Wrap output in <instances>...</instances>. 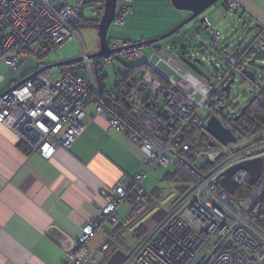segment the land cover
<instances>
[{
  "label": "built area",
  "instance_id": "2783aa9c",
  "mask_svg": "<svg viewBox=\"0 0 264 264\" xmlns=\"http://www.w3.org/2000/svg\"><path fill=\"white\" fill-rule=\"evenodd\" d=\"M133 2L119 0L114 24H126ZM95 3L98 9V0H79L74 6L64 0H0V72L7 75L6 89L0 93V123H10L22 143L49 159L58 148H70L83 133L86 108L93 103L97 117L107 119L110 128L126 134L140 149L145 165L137 176L102 191L105 205L82 228L63 264H90L81 252L96 234L107 230L117 239L124 220L144 215L150 198L142 182L148 174L169 166H175L193 185L166 208L164 219L139 238L134 248L124 251L123 264H264V165L254 185L243 169L232 176L238 184L234 194L220 185L233 166L256 158L264 162V128L247 137L244 147L225 146L206 130L212 116L222 122L234 114L232 110L224 116L221 108L228 105L236 73L242 76L247 64L224 47L217 49L224 38L217 30L211 46L202 44L196 53L200 64L208 60L215 66L212 78L186 68L185 80L204 91V101L146 75V66L126 65V71H117L109 89L106 66L122 59L143 64L149 44L109 41L108 53L90 57L77 29L84 26V8ZM226 4L232 13L238 10L237 0ZM199 25L212 27L207 17ZM73 37L82 43L81 59L63 65L55 77L43 61L45 49ZM37 44L39 49L32 51ZM209 48L211 57L206 55ZM252 48L264 54V29L256 34ZM178 58L181 63L187 60ZM241 189L245 191L237 195ZM122 204L129 206L123 218L118 212ZM112 239L105 238L96 250L100 256L108 259Z\"/></svg>",
  "mask_w": 264,
  "mask_h": 264
},
{
  "label": "crops",
  "instance_id": "0c3cea01",
  "mask_svg": "<svg viewBox=\"0 0 264 264\" xmlns=\"http://www.w3.org/2000/svg\"><path fill=\"white\" fill-rule=\"evenodd\" d=\"M78 1L64 0V3L75 5ZM140 1L134 0L133 12L126 17L124 26L127 27L131 19H136L139 9L137 4ZM103 2L104 0H98L101 6L95 11L98 21L103 12ZM237 2L239 12L244 11L247 21L264 26V0ZM167 3L172 5L171 0H167ZM188 14L187 12L185 16ZM215 14L220 15L219 11ZM86 15L90 14L84 12L82 21ZM232 15L238 18L233 13ZM137 17L139 18V14ZM210 22L213 25L212 20ZM85 26L86 23L81 27ZM194 28L200 29L195 23L186 28L184 35L180 33L173 41L183 42V48L189 44V39L196 41L192 31ZM127 32L130 37L125 35L124 40H134L129 27ZM199 44L203 43L199 42L197 45ZM227 44L229 42L224 47ZM156 50L162 51L159 47ZM170 50L162 51V56L167 59L180 80L187 81L188 67L178 58L179 46L174 45ZM147 66L152 68L149 64ZM6 77L1 73L0 80L5 83ZM188 84L191 86V83ZM85 123V130L73 145L67 149L58 148L49 159L43 158L22 143L11 129L10 123H0V264H63L67 258V250L74 244L82 228L105 205L102 191H109L117 182L133 178L145 170L140 149L134 146L126 134L110 128L107 119L97 117L93 103L86 108ZM178 175L183 176L177 169L175 172L167 171L164 179L175 180ZM183 178L189 181L186 177ZM190 187H177L178 194L172 202ZM143 188L146 190L144 186ZM148 195L151 210L153 201L152 196ZM128 208L127 204L119 207L118 212L122 218L127 214ZM160 208L167 211L168 206L158 207L157 211ZM152 221L148 230L156 224ZM127 222V219L124 220V224ZM108 235L110 233L107 230L96 234L81 252V257L90 261ZM116 250L113 246L108 255L111 256ZM101 257L99 264L106 263L109 259Z\"/></svg>",
  "mask_w": 264,
  "mask_h": 264
},
{
  "label": "rangeland",
  "instance_id": "374dc122",
  "mask_svg": "<svg viewBox=\"0 0 264 264\" xmlns=\"http://www.w3.org/2000/svg\"><path fill=\"white\" fill-rule=\"evenodd\" d=\"M137 6L139 7V9L135 15L136 19L134 21L131 19L127 27L117 26V24L114 23L111 25L109 31V41L124 40V38L126 37L123 36H129V33L127 32L128 27L129 30H131V34L132 37H134V40L141 41L143 39H153L171 30L174 26L188 17L185 16L187 12L175 9L172 5L167 3V0H141L137 4ZM96 9V3L84 8V12L90 14L86 15V17L83 18V22L86 23L87 26L79 27L77 29V33L86 46L89 54L98 52L100 48L98 30L94 26V24L96 23H93V21H98V14L95 13ZM216 11H219V16L215 14ZM138 14L139 18L137 17ZM206 17L212 20V27L203 29L205 28V26L202 25L200 26V29H192L196 37V41L193 40V42L191 39H189V44L184 48L182 46L183 42L176 43L175 41H173V39L178 38L180 33L184 35L186 28L195 25V21L185 26L179 32V34L173 35L172 37L163 41L149 44L144 52L145 64L148 63L155 71L160 73L162 77L170 82L174 87L186 89L190 93L194 94L200 101H204L206 99V94L204 93V91L199 87L194 86L193 84H191L190 86L187 81L182 82L180 80L181 78L168 64L167 59L162 56V51L170 52V49L174 48V45H178L179 51H183V53H186L184 54V57H186L187 60L184 62V65L188 68L198 70L206 79L210 80L212 78L213 72L215 71V66H213L208 60H205L202 64L195 62V60L197 59L196 53L199 51V46L202 45H197L199 42L210 47L211 39L214 36V31L218 30L222 33L224 38L216 44L217 49H223L226 43L229 42V44H227L224 49L231 55L242 57L244 54H246V50L250 49V45H252L256 34L259 32L258 29H253L254 24H252L250 20H248V22L243 25L242 21L232 15L231 11L228 12L226 0L218 1L215 5L205 11L198 19H204ZM183 40L184 39H182V41ZM39 47V44L35 45L32 51L38 50ZM156 47H159V49L161 48L162 51H157ZM237 48H240L238 53H236ZM82 53V43L80 42L79 38L73 37L66 40L62 44L56 45L54 48H52L51 52L43 58V61L48 65H52L73 58L81 57ZM211 53V48H209V50L206 52V55L211 57ZM247 57L251 58V62H249V59H247ZM244 60L247 64L251 63L248 65L247 69L249 72H252L255 75L257 84H253L248 80H244L240 74L236 73V81L232 85L231 95L228 99V105L223 112L224 116H227L228 113H231L232 110H236L237 113L241 112L248 103H251V100L256 95L258 86L260 88L264 87V54H257L256 50L254 49L251 54L246 55V58ZM32 64L35 67L36 61L32 60ZM126 65L132 66L135 65V63H131L122 59L121 61L117 60L114 64H108L106 66L108 78L105 80V84L109 89L114 85L117 71H126ZM50 71L56 77L60 74L61 67H53L50 69ZM79 72L82 73V75H85L84 70L81 69L79 70ZM144 72L148 76L151 75V71L147 67L145 68ZM1 73L3 74V72H0V75ZM6 86L7 85L0 80V93L6 89ZM206 114L207 111L203 110L202 115ZM233 118L234 116L231 114L230 120H233ZM247 143V138H242L235 145L237 147H242ZM167 171L175 172L176 168L175 166L161 168L159 175L150 174L146 178L143 186L146 188L147 193L152 196L153 203H151V205L153 207L138 219H129L128 222L124 224V227L120 230L121 232L119 234V238L112 239V236L108 235L106 238L112 239V247L114 246L117 250H122L123 252L127 248L129 250L131 248H134L138 239L141 238L146 230H148L152 226V215L157 211L158 207H167L172 203L173 199L178 194L177 187L193 185L191 181H185L183 176L181 175H178L175 180H165L164 177ZM243 191L245 190L241 189L237 195H239V193ZM101 258L102 257L96 252L91 257L89 263L99 264ZM103 264H105V262Z\"/></svg>",
  "mask_w": 264,
  "mask_h": 264
},
{
  "label": "water",
  "instance_id": "95a60500",
  "mask_svg": "<svg viewBox=\"0 0 264 264\" xmlns=\"http://www.w3.org/2000/svg\"><path fill=\"white\" fill-rule=\"evenodd\" d=\"M220 0H171L172 6L180 11L188 12V17L174 26L171 30L161 34L160 36H157L153 39L144 40L143 43L146 44H154L160 41H163L165 39H168L172 37L173 35L179 34V32L187 26L191 22H196L197 26H199V23L201 19L198 18L209 8H211L213 5H215ZM118 2L119 0H105L103 5V12L101 14V17L99 18V21L94 24L96 29L98 30V37L100 42V49L98 52L90 54V57L94 58L96 56H101L110 51L109 48V31L111 28V25L115 21L116 15H117V8H118ZM233 14L238 17V19L242 20L243 25H245L248 21L246 16L244 15V12H239L238 10H234ZM253 29H258L259 31H262L264 29V26L260 23L255 24L253 26ZM239 52V48L236 49V53ZM81 58H73L70 60H66L63 62H59L56 64L48 65L49 68L53 67H62L63 65L71 62H75L80 60ZM196 63H200L199 60H195ZM96 76L97 80L99 82V85H102L100 76L98 74V70L96 69ZM242 74L245 75L252 83L256 82L255 75L252 72H249L248 69H244L242 71ZM228 94L230 93V87L227 89ZM247 107V106H246ZM246 107L242 110L245 111ZM225 107H222L221 110H224ZM236 119V118H235ZM207 132H209L214 139L219 141L221 144L227 146L229 143H236L237 137L234 135L232 130L230 128H227L224 126V124L220 121V119L216 116H212L207 123L206 126ZM213 145V144H211ZM263 159L262 158H256L253 160L242 162L236 166H233L230 168L226 173L225 177L220 181V185L223 189L228 191L230 194H234L235 191L238 188V184L233 181L232 176L233 174L238 170H245L250 175V184L254 185L259 177L261 176L262 170H263ZM167 211L164 208H160L158 211H156L152 215V220H154L156 223H160L164 217L166 216ZM126 259V254L122 250H116L107 260L105 264H123Z\"/></svg>",
  "mask_w": 264,
  "mask_h": 264
},
{
  "label": "trees",
  "instance_id": "16d2710c",
  "mask_svg": "<svg viewBox=\"0 0 264 264\" xmlns=\"http://www.w3.org/2000/svg\"><path fill=\"white\" fill-rule=\"evenodd\" d=\"M54 46H51L50 48H46L45 49V56L48 55V53L51 52V49L54 48ZM253 48H252V45H250V49L249 50H246V54H244L242 57H239L240 60L243 61L244 65H246L247 63L245 62V58H246V55L247 54H251L253 52ZM179 56H181L183 58V60H185L186 58L184 57V54L186 53H183V51H179ZM247 59H249V62H251V58L247 57ZM251 64V63H249ZM247 64V68H248V65ZM136 66H133L134 69H140V68H143V67H147L146 64H135ZM149 70L151 71V76L157 80H159L160 82L162 83H167L166 80H164L162 78V75L160 73H158L157 71H155L153 68H150L148 67ZM242 78L244 80H248L250 81L245 75L242 74ZM256 78V77H255ZM251 82V81H250ZM253 84H257L256 82L253 83ZM261 90V91H260ZM259 93V94H258ZM251 109L250 111L248 110V113H246L244 116V120H243V123L242 125L239 124V127L240 126H243V125H246L247 128L249 126V129L245 130V131H242L241 128H237L236 125H235V121L234 120H227V119H221L223 124L226 126V127H236V129L238 131H242L245 133V137L244 138H247L249 136H252L253 134L255 133H259L261 132V130L264 128V87H259L258 86V90L256 92V95L254 96V98L251 100ZM244 127V126H243ZM245 128V127H244ZM246 129V128H245ZM205 136V135H204ZM183 175V174H182ZM183 177H185L183 175ZM124 227V225L117 231L119 234H120V230ZM118 234V236H119ZM119 238V237H118Z\"/></svg>",
  "mask_w": 264,
  "mask_h": 264
},
{
  "label": "flooded vegetation",
  "instance_id": "af4514ba",
  "mask_svg": "<svg viewBox=\"0 0 264 264\" xmlns=\"http://www.w3.org/2000/svg\"><path fill=\"white\" fill-rule=\"evenodd\" d=\"M254 98V97H253ZM250 109H251V105H250V103H248L247 104V107H246V110L245 111H241V112H236V110H233L232 112L234 113V114H232L233 116H234V118H233V120L235 121V125H236V127L237 128H241V130L242 131H245V130H247V129H249V126H248V128H247V126L246 125H243V126H240L239 127V124L240 125H242V123H243V120H244V115L246 114V113H248V110L250 111ZM236 118V119H235ZM236 127L234 126V127H232L231 129L234 131V135L237 137V139H238V141L240 140V139H242V138H244L246 135H245V133L244 132H242V131H238L237 129H236ZM228 128V127H227ZM230 128V127H229ZM237 141V142H238ZM245 145H243V147H244ZM107 257V256H106ZM105 257V258H106ZM110 257V255L108 256V258Z\"/></svg>",
  "mask_w": 264,
  "mask_h": 264
},
{
  "label": "bare ground",
  "instance_id": "6f19581e",
  "mask_svg": "<svg viewBox=\"0 0 264 264\" xmlns=\"http://www.w3.org/2000/svg\"><path fill=\"white\" fill-rule=\"evenodd\" d=\"M243 12H244V11H243ZM239 50H240V48H239ZM260 91H261V90H260ZM258 94H259V93H258ZM236 143H237V142H236ZM236 143H235V144H236Z\"/></svg>",
  "mask_w": 264,
  "mask_h": 264
},
{
  "label": "clouds",
  "instance_id": "9594fccd",
  "mask_svg": "<svg viewBox=\"0 0 264 264\" xmlns=\"http://www.w3.org/2000/svg\"><path fill=\"white\" fill-rule=\"evenodd\" d=\"M238 13H239V11H238ZM241 20V19H240Z\"/></svg>",
  "mask_w": 264,
  "mask_h": 264
}]
</instances>
